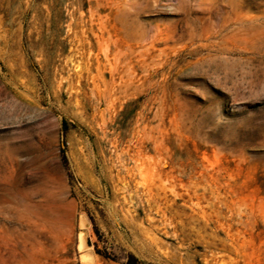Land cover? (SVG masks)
Returning a JSON list of instances; mask_svg holds the SVG:
<instances>
[{
	"label": "rangeland",
	"instance_id": "rangeland-1",
	"mask_svg": "<svg viewBox=\"0 0 264 264\" xmlns=\"http://www.w3.org/2000/svg\"><path fill=\"white\" fill-rule=\"evenodd\" d=\"M0 264H264V0H0Z\"/></svg>",
	"mask_w": 264,
	"mask_h": 264
}]
</instances>
